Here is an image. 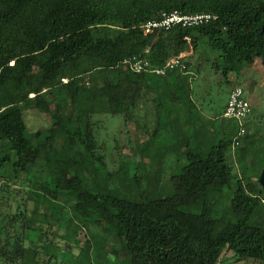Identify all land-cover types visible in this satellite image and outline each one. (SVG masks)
Masks as SVG:
<instances>
[{
  "label": "trees",
  "instance_id": "1",
  "mask_svg": "<svg viewBox=\"0 0 264 264\" xmlns=\"http://www.w3.org/2000/svg\"><path fill=\"white\" fill-rule=\"evenodd\" d=\"M173 11L216 19L144 34L146 22ZM183 53L187 70L200 53L226 79L256 59L264 64V0H0V183L6 193L0 198L8 207L0 205V264H220L227 250L264 264V225L253 220L264 208V191L247 169L239 177L229 162L236 121L222 119L216 144L194 135L166 197L149 199L137 176L115 178L104 168L96 118L136 120L145 90L151 83L156 91L158 79L181 103L191 79L179 69L165 76L136 73L123 61L138 57L161 68ZM56 91L72 105L69 116L62 107L52 111L47 97ZM26 105L48 114L57 131L30 135ZM197 116H190L193 124ZM263 167L264 159L257 179ZM20 179L30 184V202L12 209L11 183ZM227 189L233 198L218 214L214 203ZM60 195L74 200L68 219L82 223L83 244L60 236ZM35 232L39 241L30 239Z\"/></svg>",
  "mask_w": 264,
  "mask_h": 264
},
{
  "label": "rangeland",
  "instance_id": "2",
  "mask_svg": "<svg viewBox=\"0 0 264 264\" xmlns=\"http://www.w3.org/2000/svg\"><path fill=\"white\" fill-rule=\"evenodd\" d=\"M199 54L195 53L189 60L191 68L188 71L191 73V79L188 81L189 86L186 92L179 94L181 103L177 104L171 100L169 89L162 82L163 80L158 79V82H161L156 87V91L151 89V83L145 90L144 101L135 112L136 120L125 124L121 115H102L96 118L98 121L97 138L104 155V168L115 178L127 176V173L129 178L137 176L140 179L139 184L142 191L149 199L166 197L174 193L169 182L170 176L179 174L181 168L186 164V154L193 146L194 135H199L201 138L206 136L209 145L218 142L220 135L217 134V131L225 110L222 111V107L227 100L228 92L235 87L244 89L251 106V112L244 120L246 138L241 139L239 147L232 148L231 146L229 162L233 166L234 173L239 177H244L243 171L247 169V175L250 172L257 188H261L257 177L260 171V162L264 159V64L260 59H256L253 64L247 65L240 74L231 73L226 79L220 72L216 73L215 61L206 62ZM210 59H213V56H210ZM196 66L198 72L195 71ZM160 97L162 100L158 99ZM154 98L157 102H153ZM47 99L52 111L62 107L65 116H69L73 112L72 105L64 99L61 92L56 91L54 94H48ZM191 102L196 105V110L189 108ZM158 104L160 105L158 106ZM141 105H143V110L140 109ZM170 109L174 115L167 119ZM158 111L160 120H158ZM23 112L30 135L41 131L46 136L57 131L52 125L51 117L41 113L33 105L24 106ZM192 114L198 115L194 124L190 117ZM158 121L161 123L160 127L157 126ZM193 125H197V129ZM244 149L247 152L242 157L238 152ZM123 160L127 161L128 165L127 163L120 165ZM40 166L41 169H47ZM99 168L103 172V166V169L101 165ZM156 180H158V184L155 185ZM244 181L247 183L246 179ZM29 185L28 183L24 184L23 179L11 183L12 196L10 198L12 201H9V207L13 209L19 203L24 205L30 202L27 200L26 194ZM233 187L235 189V186ZM1 189L0 183V193L6 195L5 191ZM123 189L126 192H131L132 185L126 183ZM260 197L264 207V193ZM232 198V190L227 189L225 195L214 203V209L218 214L225 213ZM60 199V203L56 204L58 208H63L60 236L67 235L71 242L80 240L83 244L87 237L82 223H70L68 219L74 200L64 195H60ZM202 200V196H199L198 202L201 203ZM39 201L40 199H36V203ZM4 203L5 201L0 198L3 211L8 208ZM253 220L255 224L264 225V208ZM30 239L39 241L40 233H33ZM113 243L119 245L114 238ZM220 264L258 263L250 259L240 260L233 251L227 250L222 255Z\"/></svg>",
  "mask_w": 264,
  "mask_h": 264
},
{
  "label": "built area",
  "instance_id": "3",
  "mask_svg": "<svg viewBox=\"0 0 264 264\" xmlns=\"http://www.w3.org/2000/svg\"><path fill=\"white\" fill-rule=\"evenodd\" d=\"M215 19L216 16L211 14L183 15L178 11H173L168 14H163L159 19L146 22L141 28L143 29L145 35H149L160 30H171L178 25L182 27H196L205 23H209ZM187 55V53H183L178 57L172 58L166 63L164 67L161 68H152L150 67L148 61L142 60L138 57L125 59L123 62L130 68V70L136 73L149 71L159 76H165L168 74V72L179 69L183 74H191L187 70V64L184 60ZM250 112L251 106L248 99L246 98L244 89L241 87L233 88L228 95L226 107L222 114L224 119L234 120L239 125V131L233 140L232 148L239 147L241 144V139L246 135L244 120L248 117Z\"/></svg>",
  "mask_w": 264,
  "mask_h": 264
},
{
  "label": "water",
  "instance_id": "4",
  "mask_svg": "<svg viewBox=\"0 0 264 264\" xmlns=\"http://www.w3.org/2000/svg\"><path fill=\"white\" fill-rule=\"evenodd\" d=\"M259 184L262 188V190H264V167L261 171L260 177H259Z\"/></svg>",
  "mask_w": 264,
  "mask_h": 264
},
{
  "label": "crops",
  "instance_id": "5",
  "mask_svg": "<svg viewBox=\"0 0 264 264\" xmlns=\"http://www.w3.org/2000/svg\"><path fill=\"white\" fill-rule=\"evenodd\" d=\"M159 85H160V84H159ZM229 93H230V92H228V94H227V99H228V95H229ZM226 103H227V100H226L225 104L223 105L222 109H225V107H226ZM142 107H143V105H141L140 109H142ZM142 110H143V109H142ZM222 111H223V110H222ZM146 113H149V112H146ZM220 114H221V112H220ZM221 119H224V118L221 117ZM221 119H219V120H221Z\"/></svg>",
  "mask_w": 264,
  "mask_h": 264
}]
</instances>
